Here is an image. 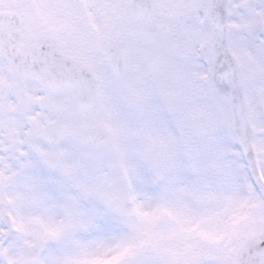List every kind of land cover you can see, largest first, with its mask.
<instances>
[{"label":"snow or ice","instance_id":"1","mask_svg":"<svg viewBox=\"0 0 264 264\" xmlns=\"http://www.w3.org/2000/svg\"><path fill=\"white\" fill-rule=\"evenodd\" d=\"M0 264H264V0H0Z\"/></svg>","mask_w":264,"mask_h":264}]
</instances>
